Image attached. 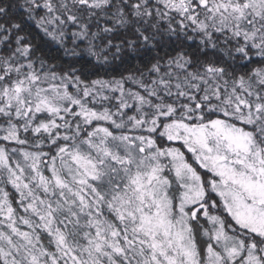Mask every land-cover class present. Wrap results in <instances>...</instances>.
I'll return each instance as SVG.
<instances>
[{
	"label": "snow or ice",
	"instance_id": "6c2138e0",
	"mask_svg": "<svg viewBox=\"0 0 264 264\" xmlns=\"http://www.w3.org/2000/svg\"><path fill=\"white\" fill-rule=\"evenodd\" d=\"M0 264H264V0H0Z\"/></svg>",
	"mask_w": 264,
	"mask_h": 264
}]
</instances>
